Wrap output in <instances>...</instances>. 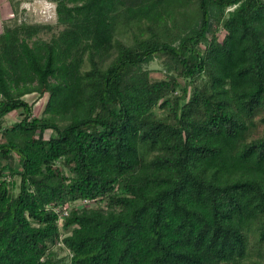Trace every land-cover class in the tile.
Listing matches in <instances>:
<instances>
[{"label": "trees", "instance_id": "trees-1", "mask_svg": "<svg viewBox=\"0 0 264 264\" xmlns=\"http://www.w3.org/2000/svg\"><path fill=\"white\" fill-rule=\"evenodd\" d=\"M49 1L0 32V264H264V0Z\"/></svg>", "mask_w": 264, "mask_h": 264}, {"label": "rangeland", "instance_id": "rangeland-1", "mask_svg": "<svg viewBox=\"0 0 264 264\" xmlns=\"http://www.w3.org/2000/svg\"><path fill=\"white\" fill-rule=\"evenodd\" d=\"M17 1L12 4L8 0H4V6H0V32L3 30V23L13 16L11 6H18L17 16L18 21L23 20L27 22H39V23H49L54 26V31H58L60 26L56 25L55 16V4L49 0H14ZM2 3V0H0ZM44 38H48L49 34H43ZM150 72V75L154 78H162L164 76V69L159 58H154L149 63L145 65ZM26 101L32 104V114L34 116H39L42 114L46 95L43 97H38L37 94H30L25 96ZM20 118L18 113L13 112L4 117V125L11 124ZM261 126H259L260 128ZM4 138L0 133V142H3ZM18 181H16L17 184ZM64 251L60 252V255H64Z\"/></svg>", "mask_w": 264, "mask_h": 264}, {"label": "built area", "instance_id": "built-area-1", "mask_svg": "<svg viewBox=\"0 0 264 264\" xmlns=\"http://www.w3.org/2000/svg\"><path fill=\"white\" fill-rule=\"evenodd\" d=\"M76 204L80 205H92L94 203L93 200L83 199L75 202ZM56 211L58 213V221L61 225L63 218L68 214V209H66V206H64L62 209L56 208Z\"/></svg>", "mask_w": 264, "mask_h": 264}, {"label": "crops", "instance_id": "crops-1", "mask_svg": "<svg viewBox=\"0 0 264 264\" xmlns=\"http://www.w3.org/2000/svg\"><path fill=\"white\" fill-rule=\"evenodd\" d=\"M3 2H4V0H2V3H0V6H4ZM1 32H2V31H1Z\"/></svg>", "mask_w": 264, "mask_h": 264}]
</instances>
